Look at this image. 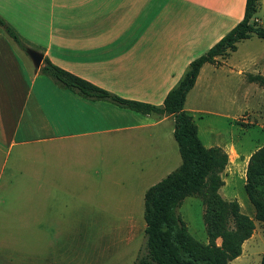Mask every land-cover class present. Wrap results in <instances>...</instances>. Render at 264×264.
Here are the masks:
<instances>
[{
    "label": "crops",
    "instance_id": "1",
    "mask_svg": "<svg viewBox=\"0 0 264 264\" xmlns=\"http://www.w3.org/2000/svg\"><path fill=\"white\" fill-rule=\"evenodd\" d=\"M244 5L245 0H0V17L27 48L58 67L122 98L161 105L193 52L209 49L232 29ZM28 57L0 27L3 195L32 206H44L41 196L92 195L121 175L118 160L138 162L143 144L157 146L173 137V115L86 99L41 73ZM223 59L203 64L195 83L206 64ZM257 146L240 152L245 165ZM136 169L142 174L147 168Z\"/></svg>",
    "mask_w": 264,
    "mask_h": 264
},
{
    "label": "rangeland",
    "instance_id": "2",
    "mask_svg": "<svg viewBox=\"0 0 264 264\" xmlns=\"http://www.w3.org/2000/svg\"><path fill=\"white\" fill-rule=\"evenodd\" d=\"M251 21L264 26V2ZM41 27L38 24V30ZM207 50L202 46L193 52L195 58ZM261 57L264 39L253 35L238 41L236 50L221 64L205 65L184 102L202 143L228 152L219 194L236 200L241 212L255 223L240 255L228 264H260L264 254V223L254 219V208L244 189L247 163L241 154L264 144V84L248 79L259 70L258 75H264ZM139 149L138 162L118 160L116 172L121 175L116 174L114 184L101 183L92 195L41 196L47 200L44 206H32L33 202L20 203L0 192V264H138L137 257L145 250L144 192L181 162L173 137ZM139 165L147 168L145 173L139 174ZM261 195L264 197V187ZM203 208L202 199L190 195L176 211L191 235L207 243ZM215 242L220 245L221 239Z\"/></svg>",
    "mask_w": 264,
    "mask_h": 264
},
{
    "label": "trees",
    "instance_id": "3",
    "mask_svg": "<svg viewBox=\"0 0 264 264\" xmlns=\"http://www.w3.org/2000/svg\"><path fill=\"white\" fill-rule=\"evenodd\" d=\"M259 0H245L242 19L213 44L204 54L193 59L177 84L168 91L161 105L122 98L95 84L42 59L39 71L58 85L91 100H106L141 114L173 115V137L177 143L180 164L144 193L145 250L137 257L138 264H228L238 257L241 246L255 228L251 217L241 212L236 200H226L218 192L223 185L221 172L228 164V154L221 146L206 147L199 138L192 117L185 111L187 93L193 88L203 64L218 62L235 51L237 42L255 35L264 39V26L251 21ZM0 26L24 51L27 49L16 31L0 17ZM250 81L264 84L258 74L249 75ZM264 144L253 151L247 161V197L254 208V219L264 223ZM198 195L202 199V218L207 243H202L189 232L176 209L183 199ZM220 238V245L216 239ZM260 264H264V254Z\"/></svg>",
    "mask_w": 264,
    "mask_h": 264
},
{
    "label": "water",
    "instance_id": "4",
    "mask_svg": "<svg viewBox=\"0 0 264 264\" xmlns=\"http://www.w3.org/2000/svg\"><path fill=\"white\" fill-rule=\"evenodd\" d=\"M26 53L28 54L35 68H39L42 65V59H43L42 53L31 48H27Z\"/></svg>",
    "mask_w": 264,
    "mask_h": 264
}]
</instances>
